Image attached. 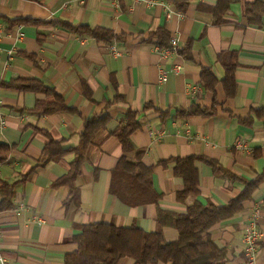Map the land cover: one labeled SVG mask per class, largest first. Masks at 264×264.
Returning <instances> with one entry per match:
<instances>
[{"label":"crops","instance_id":"crops-1","mask_svg":"<svg viewBox=\"0 0 264 264\" xmlns=\"http://www.w3.org/2000/svg\"><path fill=\"white\" fill-rule=\"evenodd\" d=\"M252 2L264 0H230L223 13L219 0H189L183 10L172 0H0L6 120L0 144L7 148L0 154V203L4 184L13 185L11 207L0 211L1 255L12 264H64L65 255L77 249L72 238L81 225L155 231L158 208L184 213L195 202L223 205L245 181L264 173V15L248 19L245 7ZM69 26L103 28L113 36L79 34ZM161 30L167 33L164 44L177 39L164 57L152 48L166 47L153 35ZM110 44L119 56L108 53ZM231 62L232 80L226 82L225 65ZM22 80L53 90L71 110L42 112L37 105L50 104L54 93L13 86ZM195 108L205 112H191ZM129 110L136 112L138 128L126 158L152 168L158 204L129 206L109 191L123 154L114 131ZM91 118L102 125L73 182L79 206L66 205L70 187L55 182L67 173L83 123ZM49 140L64 154L43 162ZM188 156L211 159L221 170L196 160L197 192L180 199L184 185L173 159ZM257 205L264 230V181L240 213L211 228L213 240L226 249L227 264H243L245 219ZM162 232L166 241L177 239L173 227ZM257 260L264 264V238ZM118 264L135 263L122 258Z\"/></svg>","mask_w":264,"mask_h":264},{"label":"trees","instance_id":"trees-1","mask_svg":"<svg viewBox=\"0 0 264 264\" xmlns=\"http://www.w3.org/2000/svg\"><path fill=\"white\" fill-rule=\"evenodd\" d=\"M188 1L172 0L180 10L184 9ZM229 2L230 0H226L225 4L222 5L219 0V13H223L227 9ZM245 13L250 21L261 17L264 15V2L246 4ZM69 29L79 34H88L94 37L113 36L112 32L103 28L69 26ZM153 35L158 36L161 46L168 45V42L163 43V40L167 38L165 31L161 30ZM229 55L232 59L233 54L229 53ZM225 66V81H231L235 62ZM6 85L10 86L9 83ZM13 86L21 90L54 93L53 90L33 80L16 81ZM53 96L54 100L50 104L37 105V108L44 113L71 110L60 95L54 93ZM191 112L204 113L205 111L195 108ZM125 119L124 125L119 126L114 131L121 144L123 154L112 171L109 191L129 206L148 203L158 204L161 196L153 187L152 168L139 161L130 162L126 158V154L133 150L131 134L138 128L136 112L129 110ZM83 125L80 142L73 150L75 158L67 173L55 182L56 185L67 184L70 187L69 197L65 201L66 205L79 206L78 189L74 187L73 182L79 175L81 164L85 160V149L102 124L100 121L91 118L86 119ZM58 148V143L49 140L40 160L46 162L51 159H60L64 152ZM6 150L7 148L0 144V154ZM199 159L207 162L214 169L221 170V166L215 161L204 160L199 156L173 159L175 163L174 173L182 178L184 185L183 190L177 195L180 199L189 193L197 192L198 174L194 162ZM261 181H264V173L252 180L245 181L244 188L238 196L223 205H217L210 201L205 204L195 202L187 207L184 213H175L158 208V228L151 232L136 226L118 227L105 223L81 225L72 238L77 244V249L66 254L63 262L64 264H118L122 258H130L135 264H227L226 249L220 247L213 240L210 230L214 225L240 213L242 203L250 198L254 188ZM12 187L11 184H4L1 192L5 194V199L0 203V211L11 207ZM165 226L177 230L176 240L166 241L164 239L162 229Z\"/></svg>","mask_w":264,"mask_h":264},{"label":"built area","instance_id":"built-area-1","mask_svg":"<svg viewBox=\"0 0 264 264\" xmlns=\"http://www.w3.org/2000/svg\"><path fill=\"white\" fill-rule=\"evenodd\" d=\"M140 0H133V2H139ZM117 2V1H115ZM117 6V3H114ZM3 27L0 25V32ZM177 44L176 37H170L169 45L160 49L157 45H152L154 51L160 53L161 56H165L175 50ZM107 51L112 56H119L121 51L113 44L107 45ZM178 67H176L177 69ZM166 73L165 71H160V81H165ZM6 125V120L1 110V97H0V135ZM261 217L260 206H254L248 212L245 219V231L242 237V242L244 244V262L243 264H258L257 255L259 251V246L264 238V230L259 225V219ZM0 264H12L7 258L0 254Z\"/></svg>","mask_w":264,"mask_h":264}]
</instances>
